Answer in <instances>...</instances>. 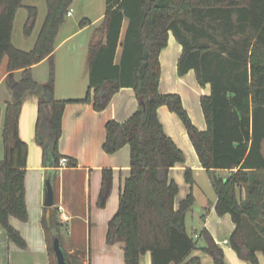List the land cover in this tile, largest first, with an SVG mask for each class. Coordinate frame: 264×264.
Listing matches in <instances>:
<instances>
[{
  "label": "trees",
  "instance_id": "1",
  "mask_svg": "<svg viewBox=\"0 0 264 264\" xmlns=\"http://www.w3.org/2000/svg\"><path fill=\"white\" fill-rule=\"evenodd\" d=\"M73 1L47 0L48 13L35 46L25 51L12 42L14 20L23 0H0V69L7 58L5 82L13 94L6 107L2 132L5 154L0 162V223L9 239L22 248L27 245L11 223L12 217L27 221L29 216L25 199L28 145L19 133L26 97L30 93L41 95L37 140L44 149V163L57 169L63 156L59 140L67 103L92 102L100 111L117 91L132 87L139 98L137 110L124 122L109 120L106 124L103 148L107 153L130 147V174L121 190L118 210L109 221L107 243L124 244L126 264H142L148 252L152 264H202L198 256L191 255L197 242L186 223L194 203L193 192L176 207L179 185L169 173L185 162V154L158 117L159 107L166 105L185 124L203 168L212 176L217 213L232 216L233 249L241 259L262 264L264 0H106L103 24L89 45L86 95L83 99L58 100L52 95L49 138L42 125L47 100L41 91L44 86L53 90L56 38ZM37 16V8L29 6L25 35L32 34ZM125 20L128 24L121 39ZM170 32L183 46L179 73L194 69L202 86L211 84V94L201 98L206 130L193 123L180 94L160 92L159 56ZM119 47L122 51L117 62ZM45 59L50 62L49 80L40 83L33 77L32 67ZM17 70H22L19 79L15 77ZM74 162L70 158V165ZM218 170L227 174L218 176ZM185 174L190 182L191 170L186 169ZM112 185L113 170L105 168L100 207L105 206ZM45 209L52 216L54 210ZM43 223L49 230L46 215ZM51 223L59 228V223ZM200 237L206 240L202 249L212 255L213 264H225L224 252L207 228Z\"/></svg>",
  "mask_w": 264,
  "mask_h": 264
},
{
  "label": "crops",
  "instance_id": "2",
  "mask_svg": "<svg viewBox=\"0 0 264 264\" xmlns=\"http://www.w3.org/2000/svg\"><path fill=\"white\" fill-rule=\"evenodd\" d=\"M128 21L125 20L121 39L124 38ZM59 35V33H58ZM57 35V36H58ZM60 42L54 52V59L58 49L68 40ZM73 48H75L73 46ZM121 47L118 48L116 61L119 62ZM183 52L182 44L177 40L173 32L169 33L167 46L160 52L161 80L159 89L161 93H178L181 95L185 108L190 113L193 121L201 130L207 129V121L201 106V98L211 94V84L202 86L194 69L185 74H180L178 69L179 58ZM71 69L66 76V86L71 91L77 92L76 97H60L61 99H83L88 90L85 86L84 95L82 87L73 88L72 69L73 62L68 61ZM49 60L45 59L32 67V74L38 82L46 83L49 80ZM82 67L86 78H89V67ZM82 72V71H81ZM22 70L15 71V77L19 79ZM6 71L0 75V162L4 157L3 126L6 116L7 103L13 99V94L6 85ZM56 80L57 76L55 75ZM85 78V77H84ZM62 91V93L68 92ZM92 89V93H93ZM54 96V87H53ZM82 94V95H81ZM63 96V95H61ZM59 98V99H60ZM41 95L30 93L23 101L19 117L20 137L28 145V166L25 177V199L28 209V220L21 221L15 217L11 223L20 230L26 240V247L22 248L12 242L7 231L0 223V264H53L50 256V243L48 230L43 223L47 214L44 205L46 181L51 179L55 192V204L51 208L58 214L61 225L67 226V233L77 245L80 240H89L90 256L89 264H126L124 259V244L117 242L108 244L106 241L108 224L119 207V197L125 179L130 174V147L124 146L115 153H107L104 148L106 139V124L109 120L118 122L126 121L138 108L139 98L132 87H123L111 98L109 104L103 110H95L92 102L75 101L67 103L62 120V135L59 141V152L68 156L75 162L66 168L57 170L51 165L44 163V149L37 140V123L39 118V103ZM158 117L165 132L173 138L177 145L182 148L193 161L190 166L204 169L199 157L194 158L193 146L178 114L171 111L166 105L158 109ZM187 162L177 164L170 170V178L179 184V192L176 196V207L192 191L191 186L183 182L182 172ZM113 170V190L104 209L98 208V198L102 185L103 169ZM221 175L227 171L218 170ZM59 184L57 186V179ZM84 179L85 195L80 196V182ZM57 196L59 201L57 203ZM217 196L214 201L204 206V227L214 236L219 229L223 228V222L232 232L235 223L229 213L219 215L216 211ZM187 223V216H186ZM60 231V229H59ZM61 233V231H60ZM59 233V235H60ZM232 234V233H231ZM60 237V236H59ZM9 251L8 259L6 253ZM73 252L70 247L69 253ZM233 252H229L232 264H243ZM148 257V258H146ZM261 263L264 257L259 253ZM145 259V263L143 260ZM228 260V258H227ZM143 264H152L150 252L146 253L141 261ZM228 264V262H227Z\"/></svg>",
  "mask_w": 264,
  "mask_h": 264
},
{
  "label": "rangeland",
  "instance_id": "3",
  "mask_svg": "<svg viewBox=\"0 0 264 264\" xmlns=\"http://www.w3.org/2000/svg\"><path fill=\"white\" fill-rule=\"evenodd\" d=\"M29 6H34L37 8L38 16L32 34L30 36H27L24 33V28L28 18ZM70 8L72 9V15L66 17L65 22L60 27L59 35L56 38V47H57V45L60 42H62L64 39L69 37V39L66 40L62 44V46L58 49L56 53V57L54 59L55 75L57 76V80L55 77V82H54V98L57 100L60 97H76L75 95H79L75 91L73 92L71 91L70 93V91H68L69 90L68 85L67 87H65L67 83L66 76L71 70L69 68L70 64H68V61L70 62V59L71 62H73L72 66H74V71L73 69L71 71L72 75L74 76L71 82L72 85H74L73 88L77 89L79 88V86L82 87L81 93L83 94L85 86L89 83V78H86V75L84 74V69L86 68L85 65H87V61H88L89 45L94 39L98 28H100L103 24L105 12H106V0H74ZM47 13H48L47 0H23V6L20 7L19 10L17 11L13 24V31H12L13 44L16 47L25 51H29L33 49L37 37L39 35V32L47 16ZM84 19H87L88 23L83 24L82 21ZM73 46L75 48H73ZM47 66L49 67L50 70V62L49 65ZM83 66L84 69L81 70ZM6 68H7V58L3 60L0 69V75L6 71ZM66 90L68 92L62 93V91H66ZM179 119L181 120L180 117ZM181 122L185 127L187 136L189 138L188 140L193 146V152L195 153L194 154V158H195L197 152L189 137L185 124L183 123L182 120ZM193 123L195 124L194 121ZM196 127L198 128L197 125ZM183 152L185 154V162H187L186 167L182 172L183 182L187 187L191 186L193 188V195H194V203L192 209L187 213L188 232L193 236L194 240L197 242V248L193 250L191 255L198 256L202 264H213L214 258L212 257V255L202 249V247L206 245V240L203 237H200V233L204 228H206L204 227L205 221L203 217V214L205 212L204 206L214 201L217 194L212 185L211 174L205 169H197L195 167L190 166L189 163L193 161V158L189 157L184 150ZM27 166H28V162H27ZM186 169L191 170L192 179L190 182L186 178V174H185ZM215 173L216 175L221 176V174H219L218 171H215ZM58 184H59V177L57 179V186ZM84 184H85L84 179H81L79 193L80 196L82 197V200L85 195ZM112 190H113V185H112ZM111 193L106 201L105 206L100 207L98 205V208L104 209L105 207H107V202L111 196ZM56 201L58 203L59 201L58 196ZM51 220L54 224L59 223V229L61 231L59 236L61 239L63 250L66 254V258L69 261H75L78 264H89V256L91 253L89 248V240L86 239L80 240V242L76 245L74 243L75 240L67 233V229H66L67 226L65 224L64 225L60 224V219L55 211L51 216ZM47 232L49 237L50 249H53V235L50 232V230H48ZM231 233L232 231L229 228H227V224L224 222H223V228L218 230L217 236H214L210 232L216 244L224 252L225 264H227V262L228 264H232L231 258L228 256L230 251L233 252L232 254H235V256L239 260L243 261V264H253L250 260L241 259L236 253V251L233 249L230 242ZM70 247L73 248L72 253H69ZM8 254L9 251H7L6 253L7 259H8ZM50 256L53 264H57L53 250H51ZM143 263H145V259L143 260Z\"/></svg>",
  "mask_w": 264,
  "mask_h": 264
},
{
  "label": "water",
  "instance_id": "4",
  "mask_svg": "<svg viewBox=\"0 0 264 264\" xmlns=\"http://www.w3.org/2000/svg\"><path fill=\"white\" fill-rule=\"evenodd\" d=\"M41 93L44 97H46V100H47V104L44 107L45 113L43 116L42 125L45 131L44 132L45 136L50 138L51 104L49 102L51 100L53 92L51 89L48 90V88L44 86ZM54 204H55V192L53 188V182L51 179H49L46 181L45 194H44V205L48 208H51L52 206H54ZM46 225L53 235V251L56 257L57 264H69V262L66 259V254L61 244V239L59 237V233H60L59 228L51 223L50 211H48L46 214Z\"/></svg>",
  "mask_w": 264,
  "mask_h": 264
},
{
  "label": "built area",
  "instance_id": "5",
  "mask_svg": "<svg viewBox=\"0 0 264 264\" xmlns=\"http://www.w3.org/2000/svg\"><path fill=\"white\" fill-rule=\"evenodd\" d=\"M72 15V9L70 8L67 16H71ZM70 164V158L68 156H61V158L59 159V163H58V170L64 169L66 168L68 165Z\"/></svg>",
  "mask_w": 264,
  "mask_h": 264
}]
</instances>
